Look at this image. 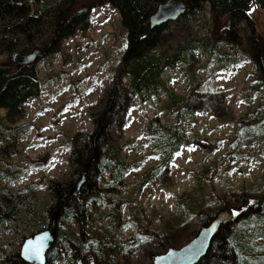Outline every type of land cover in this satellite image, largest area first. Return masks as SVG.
<instances>
[{
  "label": "rangeland",
  "instance_id": "obj_1",
  "mask_svg": "<svg viewBox=\"0 0 264 264\" xmlns=\"http://www.w3.org/2000/svg\"><path fill=\"white\" fill-rule=\"evenodd\" d=\"M249 12L264 33V7L253 0ZM240 25L243 33L249 32L246 20ZM211 28L208 5L166 27L158 54L172 53L191 40L199 46L185 52L175 68H166L168 91L135 97L126 125L111 128L129 166L119 180L109 168L98 172L100 188L86 206L90 214L83 228L71 205L59 212L46 264H80L79 258L81 264H154L156 253L182 245L200 229L205 216L197 209L214 214L227 204L235 215L264 195L262 79L244 44L218 43L236 61L211 58L202 46ZM46 38L47 33L34 41L41 44ZM127 41L119 8L110 2L95 7L90 20L63 39L59 50L36 61L43 81L40 94L22 108H0V264H19L24 238L46 227L40 217L50 219L49 206L56 202L51 182L74 178L72 136L93 129L91 113L101 106ZM27 46L21 39L17 50ZM8 57L9 52L0 55ZM123 80L129 83V74ZM192 88L197 91L188 105ZM211 95L213 102L201 105ZM165 131L186 143L170 167L161 145ZM153 167L158 169L149 178ZM64 229L80 245L79 258L73 248L58 259L51 257ZM261 230L258 224L251 226L238 239V251L251 250L259 258L264 253Z\"/></svg>",
  "mask_w": 264,
  "mask_h": 264
},
{
  "label": "trees",
  "instance_id": "obj_2",
  "mask_svg": "<svg viewBox=\"0 0 264 264\" xmlns=\"http://www.w3.org/2000/svg\"><path fill=\"white\" fill-rule=\"evenodd\" d=\"M161 1L163 0H0V55L6 52L10 55L7 59H0V108L9 110L22 108L29 97L39 95L43 89L40 69L36 62L19 64L12 59L13 52L19 49L17 48L19 40H26L29 44L22 49L24 51L42 45L43 52L40 57L45 56L49 50L57 51L60 42L87 23L95 7L106 2L119 8L122 21L128 28L127 45L119 65L115 67L113 82L108 87L101 106L91 113L93 129L80 130L72 136L70 160L76 163L74 178L53 181L50 184L56 202L49 206L50 219L43 215L40 217L46 227L57 226L58 216L56 221L52 218L54 208H60L61 212L66 206L71 205L83 228L85 217L90 214L86 206L91 196L100 188L95 181L98 172L102 167L109 168L115 180H119L125 174L129 165L121 156L122 145L116 142L111 128L116 126L122 129L126 125L127 115L135 97L151 98L160 90L168 91L169 87L163 79L166 68H175L185 52L191 53L199 46L198 42L191 40L180 44L172 53L158 54L156 48L164 39L166 27L170 24L179 20L184 21L192 13L200 12L208 5L212 16V28L209 35L202 39V46L207 54L211 58L216 57L217 60L236 61L235 57L223 53L218 48V43L227 41L235 45L244 44L257 64L264 86V33L257 30L254 18L249 12L253 0H185L187 10L182 17L152 27L150 14ZM257 1L264 7V0ZM243 20H246L250 28L246 34L240 25ZM45 33L47 38L41 44L34 41ZM125 74L130 76L129 83L123 80ZM196 91L195 88L189 91V98L185 99L186 104L191 105L190 99L196 95ZM177 97L178 99L175 97L173 101L176 106L181 99L180 95ZM214 99L211 95L202 99L200 103L206 106ZM165 132V139L161 145L166 152L164 163L170 167L176 153L186 143L176 133ZM95 153L96 157L92 158ZM103 157H108L107 161H103ZM87 162H90L88 179L78 194H71V184L79 178ZM157 169L153 167L147 171L149 178ZM246 201L247 199L242 202V206ZM196 212L205 216L202 225L215 214L201 209H197ZM255 224L264 229V195L257 197L254 204L240 208L233 218L221 225L207 254L197 264H264V253L257 258L251 250L240 253L237 249L238 239L246 236L250 227ZM260 233L263 234L264 231L261 230ZM58 236L59 244L51 250V257L58 259L61 253L73 248V253L79 258L80 245L70 238V233L64 229V238L61 234ZM17 256L19 264H32L25 261L20 252ZM79 260L81 263L84 262L83 259Z\"/></svg>",
  "mask_w": 264,
  "mask_h": 264
},
{
  "label": "water",
  "instance_id": "obj_3",
  "mask_svg": "<svg viewBox=\"0 0 264 264\" xmlns=\"http://www.w3.org/2000/svg\"><path fill=\"white\" fill-rule=\"evenodd\" d=\"M187 10L185 0H163L150 14L152 27L161 25L170 20L179 19ZM43 47L36 45L28 51L17 50L12 59L19 64H30L38 60L42 54ZM96 157V153L92 158ZM82 171L79 178L71 184L70 193L78 194L88 179V167ZM60 208L53 211L52 218L56 221ZM233 210L230 206L219 209L214 216L203 224L196 234L180 246L171 245L166 250L158 252L153 256L154 264H197L208 252L210 245L220 229L221 225L233 218ZM57 236V226L40 229L23 240L20 254L21 257L32 264H46L47 252L52 247Z\"/></svg>",
  "mask_w": 264,
  "mask_h": 264
},
{
  "label": "snow or ice",
  "instance_id": "obj_4",
  "mask_svg": "<svg viewBox=\"0 0 264 264\" xmlns=\"http://www.w3.org/2000/svg\"><path fill=\"white\" fill-rule=\"evenodd\" d=\"M180 153H177V155H179Z\"/></svg>",
  "mask_w": 264,
  "mask_h": 264
}]
</instances>
